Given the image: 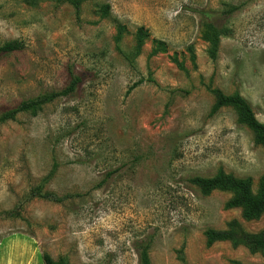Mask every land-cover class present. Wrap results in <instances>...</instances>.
<instances>
[{
    "label": "rangeland",
    "instance_id": "rangeland-1",
    "mask_svg": "<svg viewBox=\"0 0 264 264\" xmlns=\"http://www.w3.org/2000/svg\"><path fill=\"white\" fill-rule=\"evenodd\" d=\"M209 23L224 33L216 59ZM15 40L22 50L0 54V115L82 81L0 125V264H44V253L139 264L146 239L152 264H264L262 252L206 236L233 221L264 234V214L248 220L227 207L234 192L192 182L224 172L259 194L264 145L233 106L214 107L215 91L240 94L264 123V0H82L80 12L0 0V46ZM54 167L44 191L64 201H26Z\"/></svg>",
    "mask_w": 264,
    "mask_h": 264
},
{
    "label": "trees",
    "instance_id": "trees-1",
    "mask_svg": "<svg viewBox=\"0 0 264 264\" xmlns=\"http://www.w3.org/2000/svg\"><path fill=\"white\" fill-rule=\"evenodd\" d=\"M59 3H69L77 10V12H80L82 0H59ZM104 8L105 14L108 13V6ZM207 27L209 29L208 39L211 44L209 53L212 59H216L220 46V39L224 33L213 23H209ZM118 31L117 43L120 44L125 28L120 27ZM143 42L144 35L142 30H140L138 36V49L142 47ZM23 48L24 44L22 42L18 40L9 41L0 46V54H10L20 51ZM81 81L82 77L76 76L72 79L70 85L63 90L23 101L18 106L4 111L0 115V125L11 121H16L18 115L21 113H28L33 116L39 115L46 105L54 102L58 98L74 94L77 91ZM141 83L142 80L135 83L129 89V91L131 92ZM215 93L217 101L214 111H217L225 106H233L238 112L239 121L249 126L255 135L256 141L264 145V123L257 119L251 105L247 102V100L240 94L225 96L220 91H215ZM55 172L56 167H54L48 176L43 179L41 185L30 191L26 201L45 199L56 203H62L64 201V197H59L52 192L44 191L45 185L52 180ZM192 182L204 195H209L212 191L217 189L234 192L235 196L231 201L228 202L227 207L243 208L244 217L248 220L257 219L262 214H264V176L262 178L259 194L257 196L252 192V182L250 179L235 178L234 176L227 175L224 172L218 173L213 178L194 177ZM4 214L7 217H17L20 215V211L19 208H17L16 210ZM206 236L209 245H212L217 241L229 240L235 245L242 244L247 246L252 252H262L264 254V234L254 235L247 233L244 231L238 221H233L230 223L227 230H208L206 232ZM151 243V239H146L136 243L135 246L139 254V264H152L150 258ZM42 258L44 264H68L66 259L62 258L61 260L57 261L54 260L48 253H44ZM180 259L183 261L185 260L183 250L180 251Z\"/></svg>",
    "mask_w": 264,
    "mask_h": 264
}]
</instances>
